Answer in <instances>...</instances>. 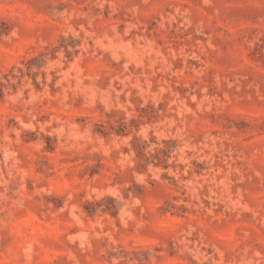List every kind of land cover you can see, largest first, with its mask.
Here are the masks:
<instances>
[{"label": "rangeland", "instance_id": "rangeland-1", "mask_svg": "<svg viewBox=\"0 0 264 264\" xmlns=\"http://www.w3.org/2000/svg\"><path fill=\"white\" fill-rule=\"evenodd\" d=\"M0 264H264V0H0Z\"/></svg>", "mask_w": 264, "mask_h": 264}]
</instances>
